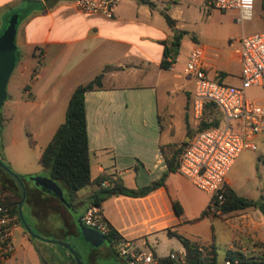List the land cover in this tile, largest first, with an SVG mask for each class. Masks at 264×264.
<instances>
[{
    "label": "crops",
    "instance_id": "crops-1",
    "mask_svg": "<svg viewBox=\"0 0 264 264\" xmlns=\"http://www.w3.org/2000/svg\"><path fill=\"white\" fill-rule=\"evenodd\" d=\"M131 1L132 4L120 1L113 16L106 18L78 11L72 0H0V30L8 16L24 12L16 45L18 50L20 45L32 46L36 62L28 95H32L33 103L47 104L48 112L54 113L67 104L76 86L87 83L109 66L102 87L84 94L91 177L110 176L127 188L137 189L166 175L161 186L145 195L119 194L104 199L100 209L106 223L121 239L160 258L183 248L168 232L182 235L197 246L206 245L207 255L215 258L217 245L226 246L227 251H258L264 242L262 212L249 207L220 216L207 215L210 195L177 169L168 171L160 151L162 144H187L197 127L192 116L194 81L183 73L182 44L174 45L176 34L184 31L191 38L184 57L199 47L207 76L223 82L234 76L241 78L238 55L228 44L230 37L224 39L222 29L212 27L211 15L196 17L199 0H149L153 6ZM158 6L162 7L160 14ZM164 13L174 20L173 27L165 22ZM220 15L226 21L240 22L235 10ZM168 59L173 66L165 68L162 64H170ZM214 115L221 121V110L207 104L202 120L210 122ZM234 165L235 162L225 176L226 186L253 199L240 193L235 181L229 180ZM104 182L105 186L110 184L109 179ZM58 184L65 193L64 186ZM93 187H84L85 194L79 193L84 188L77 191L73 206L81 213L90 205ZM40 197L51 207L45 210L37 206L32 212L35 233L42 236L40 232L53 231L55 239L65 242L70 238L68 243L81 250L87 264H126L110 242L97 247L84 242L72 214L59 200L44 194ZM253 200H261V190L259 198ZM227 229L231 235L226 240ZM17 233L22 232L15 227L16 251L2 264H16L19 254L22 262L17 264H68L73 258L66 248L42 249L36 238H32L31 257L25 242L18 243Z\"/></svg>",
    "mask_w": 264,
    "mask_h": 264
},
{
    "label": "built area",
    "instance_id": "built-area-1",
    "mask_svg": "<svg viewBox=\"0 0 264 264\" xmlns=\"http://www.w3.org/2000/svg\"><path fill=\"white\" fill-rule=\"evenodd\" d=\"M121 0H72L80 12L94 13L111 18ZM220 11L235 10L238 21L253 18L255 0H208ZM240 62L241 85L224 83L207 76L202 63V50L194 47L186 59L183 73L194 81L192 116L197 124L188 143L179 156L177 171L190 180L197 188L210 195L207 210L211 215L223 214L225 176L235 159L245 149L256 150L255 139L264 136V106L246 99L245 90L251 85L261 84L264 79V32L230 37ZM170 61V67L173 62ZM212 103L221 110V124L199 128L206 104ZM261 201L264 203V153ZM105 184V182H103ZM82 222L102 234L108 231L100 206L89 205L82 213ZM16 214L13 207L5 202V192L0 190V264L16 251L13 230ZM118 254L126 264H160V257L149 250L137 248L127 240L115 244ZM205 246V245H204ZM198 245V251L207 255V248ZM167 258L173 264H188L184 248L173 250ZM224 264H238V260L226 259Z\"/></svg>",
    "mask_w": 264,
    "mask_h": 264
},
{
    "label": "rangeland",
    "instance_id": "rangeland-1",
    "mask_svg": "<svg viewBox=\"0 0 264 264\" xmlns=\"http://www.w3.org/2000/svg\"><path fill=\"white\" fill-rule=\"evenodd\" d=\"M126 2L132 4L133 1L121 0V3ZM165 7L167 6L165 5ZM161 8V6L157 7L158 14H160L159 9ZM262 12L264 13V7H262L261 0H255L253 18L243 22L226 21L220 15L224 14L225 11L214 8L209 4L208 0H199L195 8L196 17L199 16L203 19L211 15L212 27H220L222 29L221 36L224 39L225 37H240L241 35L264 32V17ZM163 20L165 21L164 17ZM3 29L0 30V34ZM176 39L178 40V46L182 44L180 52L181 60L185 63L187 58L184 55L185 51L190 47L191 38L188 35L177 33ZM19 50V59L11 71L7 82V96L0 107V160L10 170L21 176H47L48 169L39 164L38 158L56 127L64 121L67 104H64L54 113H50L48 112L47 104L43 106L42 104L32 102V95H28L27 92L28 89L32 91V80L36 67L32 46L20 45ZM224 83L240 86L241 78L234 76ZM245 97L258 105L264 106V79L261 84L247 87ZM219 124H221V121L218 122ZM255 142L257 149L243 150L238 159L234 161L235 165L229 174V180L235 181V185L240 189V193H244L247 197L253 199L259 198V190L262 188L261 175L263 165L259 160V155L260 153H264V136L261 135ZM93 186L95 188V185ZM86 188L80 190L79 193L85 194ZM27 210V206L24 205L23 211L25 215L28 214ZM80 210H82V207H80ZM205 213L211 215L207 208ZM26 217L28 223L35 231L36 227L34 226L33 217L27 215ZM40 233L44 239H35V242L42 249H65V247L58 243L46 241V239L54 240L56 238L57 235L53 231ZM229 235H231V232L227 229L225 234L226 240ZM16 238L18 243L25 242L23 245L32 257V239H29L28 235L24 232L17 233ZM70 241V238H67L66 242ZM201 245L204 246V244ZM204 247L207 248L206 245ZM76 251L82 264H87V257L79 248H76ZM227 253L226 246L217 245L216 261L224 263ZM40 255L42 256L41 253ZM16 258V264L17 262H22L20 254Z\"/></svg>",
    "mask_w": 264,
    "mask_h": 264
},
{
    "label": "trees",
    "instance_id": "trees-1",
    "mask_svg": "<svg viewBox=\"0 0 264 264\" xmlns=\"http://www.w3.org/2000/svg\"><path fill=\"white\" fill-rule=\"evenodd\" d=\"M138 1L153 6L149 0ZM261 3L262 7H264V0H261ZM164 17L168 25L173 27L174 20L166 13H164ZM184 33V31L180 32V34ZM174 45H178L177 39L174 42ZM165 55H169L168 51L165 52ZM162 65L167 68L170 64L164 61ZM108 68L109 66L104 67L93 79L75 87L67 102L64 121L56 127L38 158L39 164L48 169V176L64 186L66 190L64 196L72 205L76 202L77 191L89 185L96 186L89 194L90 205L93 204L100 206V203L104 199L112 195H145L152 189L161 186L166 175V173H164L159 180L137 189L127 188L121 181L113 180L110 176L99 175L94 179L91 177L84 94L89 90L102 87V78ZM212 106H214V104H212ZM218 122V117L214 115L213 120L210 122L201 120L199 128L217 125ZM185 146L186 143H168L160 145V151L167 165L168 171L176 170L179 156ZM0 172H4L1 167ZM6 176L17 185V181L14 178L10 177L8 174H6ZM107 179L110 180V184L105 186L103 182ZM0 190L5 192V202L13 207L16 214L17 204L21 198V190L18 189L16 191L12 184L3 178L1 174ZM174 205L178 211L177 204L174 203ZM249 207L258 208L264 215V203L261 200L242 197L236 194L231 188L226 187L224 192L223 213ZM107 225L108 231L105 235L111 245H115L117 241L121 240V238L111 225ZM168 234L175 236L180 241L186 251V260L188 264H219L214 255L209 256L201 254L197 249V245L191 243L184 236L174 232H168ZM227 259H230L231 261L237 259L238 264H264V242L259 244V250L256 252L243 253L240 251H228ZM159 261L160 264H173V261L168 258H160ZM68 264L76 263L72 258Z\"/></svg>",
    "mask_w": 264,
    "mask_h": 264
},
{
    "label": "water",
    "instance_id": "water-1",
    "mask_svg": "<svg viewBox=\"0 0 264 264\" xmlns=\"http://www.w3.org/2000/svg\"><path fill=\"white\" fill-rule=\"evenodd\" d=\"M24 12L13 13L7 18V23L0 34V107L7 96V82L11 71L16 65L19 59V50L16 45V35L18 31V24L23 17ZM0 167L12 175L17 181L21 182V178L30 179L33 185L40 191L47 193L57 198L72 214L77 228V232L82 236L83 241L89 243L93 247H97L103 243H109L105 234H102L98 230L85 225L82 222V213L78 211L71 203L67 201L64 196L63 189L61 186L49 176H21L10 170L1 160ZM24 198V191L22 200ZM22 223L31 238L44 239L42 236L35 233L30 229L28 224L22 219ZM52 243H58L64 246L72 255L76 264H82L79 255L76 250L68 243L63 240H48ZM42 258V257H41Z\"/></svg>",
    "mask_w": 264,
    "mask_h": 264
},
{
    "label": "flooded vegetation",
    "instance_id": "flooded-vegetation-1",
    "mask_svg": "<svg viewBox=\"0 0 264 264\" xmlns=\"http://www.w3.org/2000/svg\"><path fill=\"white\" fill-rule=\"evenodd\" d=\"M6 174H8L10 177L14 178L12 175H10L8 172H6L5 170H3ZM4 172H0L1 176L3 178H5L8 182H10L12 184V186L14 187V189L17 191L18 189L21 190V198L18 201L17 204V213H16V227L17 229H19L21 232H24L28 235L29 239H32L29 234L27 233L23 223H22V219L28 224V226L30 227L31 230L32 226L28 223L27 221V216L32 217V212L35 211V208L37 206L40 207H44L45 210H47L48 208L51 207V204L48 203L47 201H42L40 195L44 194V195H48L51 196L47 193H44L42 191H40L38 188H36L34 185H32V181L30 179L27 178H21V182L22 185L20 184L19 181H17L15 178V180L17 181V185L11 181ZM23 191H24V198L22 200V195H23ZM53 197V196H51ZM54 199L58 200L57 198L53 197ZM24 205L27 206L28 210L26 214L23 211V207ZM79 211V210H78Z\"/></svg>",
    "mask_w": 264,
    "mask_h": 264
},
{
    "label": "clouds",
    "instance_id": "clouds-1",
    "mask_svg": "<svg viewBox=\"0 0 264 264\" xmlns=\"http://www.w3.org/2000/svg\"><path fill=\"white\" fill-rule=\"evenodd\" d=\"M249 3H250V0H249Z\"/></svg>",
    "mask_w": 264,
    "mask_h": 264
}]
</instances>
